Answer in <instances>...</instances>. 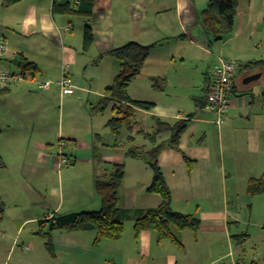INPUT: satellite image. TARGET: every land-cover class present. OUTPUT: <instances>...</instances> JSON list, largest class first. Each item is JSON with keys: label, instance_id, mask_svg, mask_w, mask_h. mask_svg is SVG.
Masks as SVG:
<instances>
[{"label": "crops", "instance_id": "obj_1", "mask_svg": "<svg viewBox=\"0 0 264 264\" xmlns=\"http://www.w3.org/2000/svg\"><path fill=\"white\" fill-rule=\"evenodd\" d=\"M67 1L73 2L22 0L5 6L0 0V41L6 43L0 67L18 73L22 62L35 66L32 78L0 86V156L6 163L0 171L12 181L14 162L23 180L7 187L23 198L15 200L17 216L0 227V264L256 261L243 258V247L234 241L244 234L251 239L252 232L257 234L254 242L264 243V221L252 218L254 195L248 191L250 180L264 174V66H243L264 58V37L254 45L248 38L264 35V0H239L232 32L221 40L206 34L200 23L209 0H93L91 16L67 13L60 6ZM86 23L94 38L88 50L83 49ZM130 41L152 46L127 93L132 100L153 105L150 109L131 105L129 126L115 134L107 123L115 115L116 102L104 110L99 104L119 69L111 51ZM219 55L236 64L233 100L221 126L194 100H206ZM64 65L71 71L72 94H61L58 84ZM257 73L259 78L245 81ZM46 78L54 82L47 90L39 89L37 81ZM83 99L89 112L81 125L77 111L70 115V108ZM97 113L101 117L96 118ZM179 120L186 126L177 147L161 149L157 162L172 209L197 217L198 229L177 232V242L159 240L150 230L136 235L135 220L159 206L161 198L147 192L152 179L148 163L127 151L145 152L167 142L170 132H157V123ZM60 140L69 159L65 165L58 163ZM8 158L14 161L8 163ZM97 159L123 166L117 212V220L124 223L122 235L97 243L93 229L49 231L51 219L101 208L94 180L105 171ZM68 166L74 173L66 171L63 187L47 185L51 175L62 174ZM27 179L29 186L18 184ZM3 190L0 187L6 205ZM23 208L28 209L24 214ZM245 226L254 229L249 233Z\"/></svg>", "mask_w": 264, "mask_h": 264}, {"label": "trees", "instance_id": "obj_2", "mask_svg": "<svg viewBox=\"0 0 264 264\" xmlns=\"http://www.w3.org/2000/svg\"><path fill=\"white\" fill-rule=\"evenodd\" d=\"M22 0H2L5 6L16 4ZM239 0H209L205 9L201 12L200 23L206 34L214 40H221L228 36L233 29L234 19ZM57 3V2H56ZM58 4V3H57ZM60 5V4H58ZM93 0H73L72 3L65 2L60 5L69 14L83 16L92 15ZM93 31L89 23L85 24L83 34V49L88 50L93 42ZM151 44H140L130 41L111 51L119 62V69L111 84L105 87L100 109H106L111 103L116 102L112 112L115 114L109 119L107 126L112 132L118 134L120 129L129 126L133 116L131 105L144 109H150L152 103L132 100L127 93L128 85L140 70L148 57ZM239 66H242L239 64ZM244 67L264 66V58L247 62ZM20 72L33 74L35 66L31 63H21ZM243 68V67H242ZM185 121L179 120L174 124L164 122L157 123V132L169 131L170 137L167 142H161L147 151L139 148L127 151L128 156L142 157L152 170V179L147 187L148 193L160 196L161 203L157 207L148 208L138 217L133 225L134 232L138 235L143 230L155 231L159 240L169 238L178 241L176 233L190 229L196 231L199 226L197 217L191 214H182L174 211L171 207V193L164 180L161 168L157 162V156L161 149L166 146L177 147L178 139L185 128ZM1 132V130H0ZM99 165L104 166L102 174L97 175L94 180V190L101 199V208L98 211L70 213L51 219L49 231L56 228L66 229H93L96 232L95 242L102 239H118L124 231V223L117 220L119 210V187L122 182L124 171L122 164L102 162L97 159ZM5 167V162L0 156V169ZM248 191L255 195L264 192V174L256 179L250 180ZM5 213V205L0 195V227L2 226ZM48 233V232H46ZM245 264H264L259 261H251Z\"/></svg>", "mask_w": 264, "mask_h": 264}, {"label": "built area", "instance_id": "obj_3", "mask_svg": "<svg viewBox=\"0 0 264 264\" xmlns=\"http://www.w3.org/2000/svg\"><path fill=\"white\" fill-rule=\"evenodd\" d=\"M6 52V43L0 41V58ZM217 63L212 69L210 84L206 93L207 110L215 116L214 122L221 126L224 122V117L228 112L233 100L234 92V78L236 73V64L234 61L223 56H216ZM68 65L62 66L61 77L58 80L61 94L74 93V86L68 82L70 74ZM33 74L30 72H10L0 67V86L7 88L25 79L32 78ZM54 81L46 78L37 81V86L41 90H47ZM65 142L59 141V147L64 148ZM69 159L64 153L58 154V163L65 165Z\"/></svg>", "mask_w": 264, "mask_h": 264}, {"label": "rangeland", "instance_id": "obj_4", "mask_svg": "<svg viewBox=\"0 0 264 264\" xmlns=\"http://www.w3.org/2000/svg\"><path fill=\"white\" fill-rule=\"evenodd\" d=\"M261 36L264 37L263 34H259V35L256 36V39H255V37H248V38L251 41V44L254 45V44H258L260 42V37ZM263 42H264V39H263ZM214 55H216V53H214ZM219 56H222V55H219ZM223 57H225V56H223ZM85 102L86 101L84 99L83 100H76L73 103V107L70 108V115L75 114V111H77V114H78V117H79V122H80L79 124H81V125L83 124L82 118L86 116V112L87 111L89 112V109H87V106L85 105ZM99 117H101V115L99 113H97L96 118H99ZM107 117H108V115H104L103 119H107ZM138 140L141 141V140H143V138L138 137ZM56 142L57 141H54L53 143L56 144ZM57 145H59V141H58ZM57 147H59V146H57ZM63 151H64V148H61V147H59L58 150H57L58 153L59 152L63 153ZM11 161H14V160H12L11 158L7 159L8 163H12ZM16 167L17 166L13 162L12 173H11L12 181H7L10 177L9 178L4 177L2 175V173H1L2 171H0V187L5 189L3 191L6 192V196H4V200H5V204L6 205H5V213H4V221H3V223L5 222V220L13 219V218H15L17 216V213L19 211L17 209L18 206H16V204H15V202H16L15 200L20 199L22 201V198H23L22 197L23 195L22 196L21 195L15 196V194H13V193L11 194L10 191H9L10 189H8V188H11V187L14 186V181L15 180H18V179L22 180V177L20 176L19 170ZM71 168H72V166H68L66 169H64L63 173L60 174V175H58L55 172V174L51 175L48 178L47 185L50 186V185L54 184V185H59L60 187H63L65 185V177L67 176V172L66 171L69 170L72 174L74 173V171ZM78 171H81V169H78ZM61 177H62V180H61ZM26 181L18 182V184H22V186H29V183H28L29 179H27ZM253 198L254 199H253V208H252V218L253 219L257 218V219H260V220L264 221V193L255 194L253 196ZM24 199L26 200L25 196H24ZM54 202H57V199H55ZM27 211H28V209L23 208V209L20 210V213L24 214ZM250 226H253V225H250ZM250 226H245V228L246 227L249 228ZM31 227L32 226H27L26 228H31ZM249 229H250L249 230V233H250V231H252L254 228L250 227ZM245 233H247V232H245ZM245 235L246 234L238 236L237 239L235 238L236 240L234 241L235 246L236 245H241L243 247L244 256L242 255V257L245 258L246 260L255 259L256 261H261L262 263H264V243L254 242V241H256L254 238L257 235L255 233L252 234V232H251V239H250V236H248V235L245 236ZM253 257H255V258H253ZM219 263L220 262H218V264Z\"/></svg>", "mask_w": 264, "mask_h": 264}, {"label": "water", "instance_id": "obj_5", "mask_svg": "<svg viewBox=\"0 0 264 264\" xmlns=\"http://www.w3.org/2000/svg\"><path fill=\"white\" fill-rule=\"evenodd\" d=\"M64 1L65 0H61V2H64ZM259 76H260V74H258V73L257 74H252V75L248 76L245 81H252L254 79L259 78ZM194 100L199 103L198 107H200V108H203L206 105V100L203 99V98H194Z\"/></svg>", "mask_w": 264, "mask_h": 264}]
</instances>
